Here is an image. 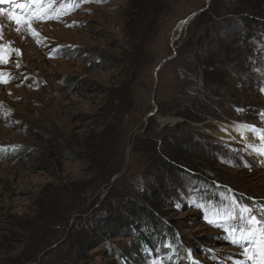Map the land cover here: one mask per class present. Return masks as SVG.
Listing matches in <instances>:
<instances>
[{"label":"rangeland","instance_id":"rangeland-1","mask_svg":"<svg viewBox=\"0 0 264 264\" xmlns=\"http://www.w3.org/2000/svg\"><path fill=\"white\" fill-rule=\"evenodd\" d=\"M210 1L48 0L35 36L7 13L39 5L0 4V264H257L264 224L255 260L226 229L264 219V147L233 132L264 130V0Z\"/></svg>","mask_w":264,"mask_h":264},{"label":"snow or ice","instance_id":"snow-or-ice-1","mask_svg":"<svg viewBox=\"0 0 264 264\" xmlns=\"http://www.w3.org/2000/svg\"><path fill=\"white\" fill-rule=\"evenodd\" d=\"M47 2L48 0H24V2H22V0H0V4L15 3L17 9H22L25 7L31 9L33 6H40L38 9H36V11H29L27 13L20 12L19 15L15 16L11 14V11L7 13L9 21L15 23L17 32L27 29L33 36L37 35L35 29L33 28V23L37 21H43L45 18H52L48 15V9L44 8V4ZM2 14H5L4 9L0 8V15ZM3 31V25H0V84L7 85L9 83V79L5 77L4 71L2 70L3 66L8 65L11 62V53H19L20 50L11 48V42H9L8 46H5L2 43ZM17 67H19L18 64ZM250 130L254 132L255 126H250ZM259 139L264 141V130L261 131ZM257 154L264 156V151L257 150ZM245 167H249V165L246 164ZM244 213H248V215L245 216ZM261 213L264 215V210H261ZM236 218L237 217L234 214H230L228 216V219ZM239 218L248 221V227L226 229V231L230 234L229 241L233 245L240 246L242 254L246 255L248 260H255L257 255V251L255 250L257 246V240L256 233L253 229L261 224H264V219H258L257 216L253 214V211L247 206H242ZM236 233H239V235H235ZM247 244L253 245V249L246 247ZM249 252H251V255L248 254ZM259 255L260 260L257 261V264H264V230H261Z\"/></svg>","mask_w":264,"mask_h":264},{"label":"trees","instance_id":"trees-1","mask_svg":"<svg viewBox=\"0 0 264 264\" xmlns=\"http://www.w3.org/2000/svg\"><path fill=\"white\" fill-rule=\"evenodd\" d=\"M210 3H212V0L210 1ZM211 5V4H210ZM210 5L208 7H210ZM145 6L144 9L148 8L150 5L147 4V1H145ZM149 9V8H148ZM240 9V8H239ZM236 6L232 9H229L230 11H237L239 10ZM242 10V9H240ZM189 120L191 121H198V120H203L204 117H197V116H191V117H188ZM150 221H154V218L151 216V220ZM165 230V231H164ZM157 234L156 236H150L151 238L148 239V242L150 243V245L152 246H159L161 249H165V247L162 245L163 244V240L164 239H168L171 244L174 243V241H176V239L174 238V234L171 232V230L167 227H162L161 226V230L158 232L157 231ZM140 243H141V240H140ZM182 243H180L179 245H181ZM175 246V250L176 251H180L181 249L179 248V246L177 244L174 245ZM168 248V247H167Z\"/></svg>","mask_w":264,"mask_h":264},{"label":"bare ground","instance_id":"bare-ground-1","mask_svg":"<svg viewBox=\"0 0 264 264\" xmlns=\"http://www.w3.org/2000/svg\"><path fill=\"white\" fill-rule=\"evenodd\" d=\"M10 4H12V3H4V4H2V6H5V5L9 6ZM181 25H182V22H181ZM177 26H178V28H177V30H178L179 24H177ZM233 132L235 135L240 134V135L246 137L249 145H254V144L259 143L261 145V147H264V141H261L258 138L260 134H255L253 132H249V130L245 129V127H242V128L234 127Z\"/></svg>","mask_w":264,"mask_h":264},{"label":"water","instance_id":"water-1","mask_svg":"<svg viewBox=\"0 0 264 264\" xmlns=\"http://www.w3.org/2000/svg\"><path fill=\"white\" fill-rule=\"evenodd\" d=\"M209 0H207L208 3ZM201 10H198L196 12H193L190 14L185 20L182 21V25H180L176 37H178L181 33V30L183 27H185L197 14H199ZM168 58H165L162 60V62L157 66L156 70L161 67V65L167 60ZM149 115H152L151 113Z\"/></svg>","mask_w":264,"mask_h":264}]
</instances>
